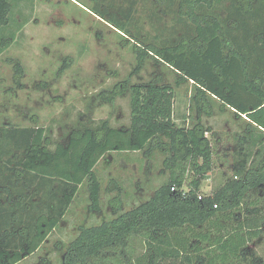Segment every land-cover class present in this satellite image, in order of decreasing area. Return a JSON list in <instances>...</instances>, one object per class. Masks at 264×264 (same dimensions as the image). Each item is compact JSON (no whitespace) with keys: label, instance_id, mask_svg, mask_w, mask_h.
I'll return each instance as SVG.
<instances>
[{"label":"trees","instance_id":"obj_1","mask_svg":"<svg viewBox=\"0 0 264 264\" xmlns=\"http://www.w3.org/2000/svg\"><path fill=\"white\" fill-rule=\"evenodd\" d=\"M125 1L127 6L118 16L110 12L114 0L92 5L91 12L125 33L134 9L132 0ZM223 1L178 0L177 22L189 24L178 40H163L158 54L182 79L191 81V100L202 107L207 104L204 110H210L212 97L259 129L255 165L226 180L211 197L198 199L200 179L212 166L210 140L204 136L207 129L200 121L177 126L172 86L153 81L129 87L126 128L103 122L94 129L76 130L54 149L44 146L48 139L42 127L0 128V161L6 166L0 170V264H16L34 253L84 182L90 208H99L95 168L107 153L145 151L152 141L162 139L171 151L165 160L167 181L146 201L98 225L80 228L63 264H86L132 235H144L145 248L130 264H231L240 249L260 236L261 222L250 214L228 226L225 234L219 227L215 236L210 231L217 213L238 208L251 189L264 184V0L252 7L250 0H229L222 11ZM11 9L10 0H0V31L8 24ZM11 40L0 35V53ZM15 70L21 73L18 63ZM115 93L103 99L110 100ZM250 137H255L254 132ZM17 151L21 157L17 158ZM248 211L257 214L255 209ZM206 224L211 226L205 232L199 229ZM206 241L211 242L210 249L201 245ZM248 264H264V259Z\"/></svg>","mask_w":264,"mask_h":264},{"label":"rangeland","instance_id":"obj_2","mask_svg":"<svg viewBox=\"0 0 264 264\" xmlns=\"http://www.w3.org/2000/svg\"><path fill=\"white\" fill-rule=\"evenodd\" d=\"M132 2V21L123 33L91 12L92 5L99 6L103 0H10L9 22L0 31L12 38L0 53V128L42 127L48 139L44 146L54 149L76 130L94 129L103 122L108 127H128L131 85L169 84L174 91L175 124L188 127L200 121L207 129L204 136L210 140L212 166L200 179L199 193L213 194L226 180L236 179L243 169L255 165L259 129L212 97L210 110H204L207 104L202 107L191 100V81L182 79L159 56L163 40H178L189 24L187 20L177 22L178 0ZM258 2L250 0L248 6ZM228 4L229 0H224L221 10ZM125 6V0H114L110 12L118 16ZM16 63L21 73L16 72ZM114 93L110 100L103 99ZM253 132L255 137H250ZM168 147L162 139L152 141L145 151L107 153L95 168L100 182L99 208H90L84 182L40 247L16 264H63L66 249L80 228L98 225L146 201L167 181ZM21 156L17 151V158ZM5 167L0 161V170ZM245 198L246 203L238 208L217 213L210 229L211 236L217 234L218 227L225 234L244 214L259 218L262 233L240 249L231 264L264 259V184L251 189ZM250 209L257 214H251ZM206 225L199 229L205 232L211 226ZM201 245L208 246L205 249L212 246L210 241ZM144 248V235H132L86 264H130Z\"/></svg>","mask_w":264,"mask_h":264},{"label":"built area","instance_id":"obj_3","mask_svg":"<svg viewBox=\"0 0 264 264\" xmlns=\"http://www.w3.org/2000/svg\"><path fill=\"white\" fill-rule=\"evenodd\" d=\"M212 196V194H210V195H207V196H205V195H202L201 193H197V197H198V199H202V198H207V197H211ZM213 207L214 208H217V204H213Z\"/></svg>","mask_w":264,"mask_h":264}]
</instances>
